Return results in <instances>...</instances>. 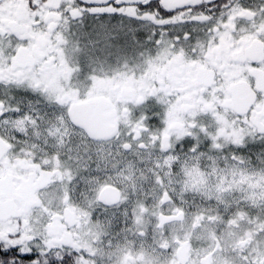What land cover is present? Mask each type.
<instances>
[{
    "label": "flooded vegetation",
    "instance_id": "1",
    "mask_svg": "<svg viewBox=\"0 0 264 264\" xmlns=\"http://www.w3.org/2000/svg\"><path fill=\"white\" fill-rule=\"evenodd\" d=\"M87 101L100 128L115 113L113 136L73 123ZM100 214L145 247L91 239ZM10 257L264 264V0H0Z\"/></svg>",
    "mask_w": 264,
    "mask_h": 264
},
{
    "label": "water",
    "instance_id": "2",
    "mask_svg": "<svg viewBox=\"0 0 264 264\" xmlns=\"http://www.w3.org/2000/svg\"><path fill=\"white\" fill-rule=\"evenodd\" d=\"M88 1L104 2L109 0H88ZM120 1L136 3L146 0H120ZM196 1L199 0H164V3L167 6L169 5L173 7H179V6H188L189 4H192ZM95 109L96 106L88 101L85 103L76 104V106H74L70 111V115L73 123L76 126L84 128L87 134L92 138H94L95 140H99L101 139L100 137L103 136H105L106 138L108 137L110 138L117 131V121H116L117 119L115 113L109 114V118H108L109 126L105 128H100L98 127L96 117L94 116ZM90 110L92 111V115L88 113Z\"/></svg>",
    "mask_w": 264,
    "mask_h": 264
},
{
    "label": "rangeland",
    "instance_id": "3",
    "mask_svg": "<svg viewBox=\"0 0 264 264\" xmlns=\"http://www.w3.org/2000/svg\"><path fill=\"white\" fill-rule=\"evenodd\" d=\"M90 196H93V194H90ZM88 221V227L93 232L91 239L95 236L101 243L109 242L114 245L120 243L124 247L137 246L142 249L145 247V241L139 236L138 231H124L122 228L120 229L117 222L124 221L121 216L115 218V216L113 217L106 214L102 216V214H100L98 217H93Z\"/></svg>",
    "mask_w": 264,
    "mask_h": 264
},
{
    "label": "snow or ice",
    "instance_id": "4",
    "mask_svg": "<svg viewBox=\"0 0 264 264\" xmlns=\"http://www.w3.org/2000/svg\"><path fill=\"white\" fill-rule=\"evenodd\" d=\"M171 13H169L170 15ZM21 255H25V254H21ZM28 255L29 257L31 256V254H26ZM14 260L15 258L14 257H10V259L8 261H4L3 264H14Z\"/></svg>",
    "mask_w": 264,
    "mask_h": 264
}]
</instances>
